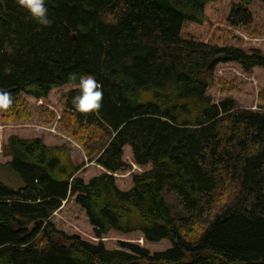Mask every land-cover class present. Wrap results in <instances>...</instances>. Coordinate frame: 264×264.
<instances>
[{
    "label": "trees",
    "instance_id": "1",
    "mask_svg": "<svg viewBox=\"0 0 264 264\" xmlns=\"http://www.w3.org/2000/svg\"><path fill=\"white\" fill-rule=\"evenodd\" d=\"M0 2V88L14 99L1 122L29 123L27 100L69 88L46 124L87 159L7 137L2 166L23 186L0 182V264H264V37L244 39L264 36V0H48V27ZM72 73L102 85L97 113L75 111ZM222 84L238 96L215 102ZM70 200L94 240L55 228Z\"/></svg>",
    "mask_w": 264,
    "mask_h": 264
},
{
    "label": "rangeland",
    "instance_id": "2",
    "mask_svg": "<svg viewBox=\"0 0 264 264\" xmlns=\"http://www.w3.org/2000/svg\"><path fill=\"white\" fill-rule=\"evenodd\" d=\"M218 23V22H216ZM222 26L221 22H219ZM220 24H215V27L221 26ZM264 36L262 35L261 38L257 37L256 39L252 37H248L244 35V39L248 43L256 42L260 39H262ZM224 78L227 80L235 79V75L226 72L225 74L222 73ZM233 84H222L219 88L214 86L212 89H210V94L214 96V101L218 102L223 98H226L228 96L235 97L238 96L237 92H231L226 96H222L221 92L223 90L230 91L233 90L234 87ZM69 88H63L61 90H57V92H53L47 100L44 102V104H47L48 106H39L35 105L33 101L27 100V103L29 105L30 112L32 114V120L29 123H22L18 126H11L8 125L5 121L0 120V182L3 183L6 186H9L10 188L17 190L23 186L22 181L17 176V174L11 172L6 167H3L2 164L5 163L7 160L6 157H4L1 153V148L3 144H5L7 137H9L11 134H16L19 136H22L24 138H31V137H44L46 139H50L52 144H66L71 147L72 150V161L75 164H79L81 162L87 161L85 154L82 149L76 146V144L72 143L68 139V137L61 132V130L57 126V121H54L50 124H46L47 121L50 120L49 113L52 112L57 116H60L61 110L64 107V96L67 94ZM264 91V88L262 85H255L254 87V95L252 96L254 99V105L253 109H257V104L260 103V99L258 98L260 94ZM243 106H252V104L244 105ZM47 109V110H45ZM50 111V112H48ZM1 119V115H0ZM97 169L93 163H88L79 170L77 173L80 177L90 176L91 170ZM86 170L87 174L84 175L82 172ZM126 180L127 179H123ZM128 182V181H127ZM127 185V183L125 184ZM226 201L229 202V198L227 196ZM225 201V202H226ZM215 202L219 207L222 205V200L216 198ZM64 205V204H63ZM224 204L222 205V207ZM221 207V208H222ZM52 223L55 225V228L59 231H62L63 233L67 235H79L84 239H90L94 240L91 235V228L88 227V225L84 224L83 221V215L82 212L73 204V202L68 201L62 209H60L55 216L52 219ZM121 238L118 237H109L106 238L105 241L115 243L119 241ZM95 242V241H93ZM168 243L167 241H162L160 243H155L151 245V248H162L164 245Z\"/></svg>",
    "mask_w": 264,
    "mask_h": 264
},
{
    "label": "clouds",
    "instance_id": "3",
    "mask_svg": "<svg viewBox=\"0 0 264 264\" xmlns=\"http://www.w3.org/2000/svg\"><path fill=\"white\" fill-rule=\"evenodd\" d=\"M48 0H17V5L26 11L29 16L40 25L48 27L52 24L47 7ZM78 88V94L73 97L76 112L82 115L97 113L102 108V85L93 75H80L72 73L69 77ZM14 102L13 94L0 88V110H8Z\"/></svg>",
    "mask_w": 264,
    "mask_h": 264
},
{
    "label": "water",
    "instance_id": "4",
    "mask_svg": "<svg viewBox=\"0 0 264 264\" xmlns=\"http://www.w3.org/2000/svg\"><path fill=\"white\" fill-rule=\"evenodd\" d=\"M3 14H4V5L2 4V2H0V17H2ZM8 91H10V90H8Z\"/></svg>",
    "mask_w": 264,
    "mask_h": 264
}]
</instances>
